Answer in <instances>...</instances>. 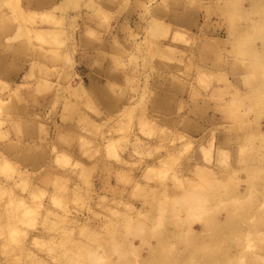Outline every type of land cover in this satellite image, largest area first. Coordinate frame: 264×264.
Returning a JSON list of instances; mask_svg holds the SVG:
<instances>
[{
	"label": "rangeland",
	"instance_id": "1",
	"mask_svg": "<svg viewBox=\"0 0 264 264\" xmlns=\"http://www.w3.org/2000/svg\"><path fill=\"white\" fill-rule=\"evenodd\" d=\"M34 1L0 0V264H264V0Z\"/></svg>",
	"mask_w": 264,
	"mask_h": 264
},
{
	"label": "bare ground",
	"instance_id": "2",
	"mask_svg": "<svg viewBox=\"0 0 264 264\" xmlns=\"http://www.w3.org/2000/svg\"><path fill=\"white\" fill-rule=\"evenodd\" d=\"M42 2H44L43 0H39V2H37V1H34L33 2V5H39V6H42ZM158 10H160V9H158ZM163 10V9H162ZM159 14H160V12H159ZM160 15H162V14H160ZM159 18H162L161 16H159ZM165 19V18H164ZM186 20H188V22L187 21H185V20H180V24L182 23V24H185L184 26H192L193 25V20H194V16L192 15V17L190 16H188L187 18H186ZM172 21H175L174 19H172ZM176 22V21H175ZM165 25L163 24V23H161V22H157V21H155L154 23H153V26H152V30L154 31V32H160L161 31V28L162 27H164ZM186 26V27H187ZM88 44V43H87ZM170 49V48H169ZM167 50L168 52H169V54H171V55H173V57L172 56H169V58H172V59H174V54L170 51V50ZM94 68V70H100V68H101V66H95V67H93ZM93 68H92V70H93ZM95 72V71H94ZM107 85V84H106ZM96 86H98L97 85V83H96V85H95V82H93V83H90V85H89V88L87 89V91H86V93H87V95H88V97L90 98V100H92L93 101V103H96V98H97V101H98V103L101 101V99L104 97V93H102L103 91L102 90H100V89H96ZM104 92H106V93H110L111 92V89H110V87L109 86H104ZM28 131H30L31 132V134H38L39 132H37V130L36 129H34V128H30V129H28Z\"/></svg>",
	"mask_w": 264,
	"mask_h": 264
},
{
	"label": "crops",
	"instance_id": "3",
	"mask_svg": "<svg viewBox=\"0 0 264 264\" xmlns=\"http://www.w3.org/2000/svg\"><path fill=\"white\" fill-rule=\"evenodd\" d=\"M172 53L174 54V59L169 58V56L173 57V55H171L169 53H166V52L164 53L163 57H162V53L160 55L161 56V60L159 61V65L163 69L168 70V72H173L172 70H174V69H171V68H174L176 66V64H178V58H177V55H176V51L172 52Z\"/></svg>",
	"mask_w": 264,
	"mask_h": 264
}]
</instances>
